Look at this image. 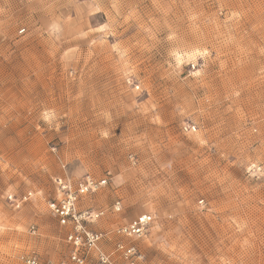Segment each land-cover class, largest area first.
<instances>
[{
	"label": "rangeland",
	"instance_id": "374dc122",
	"mask_svg": "<svg viewBox=\"0 0 264 264\" xmlns=\"http://www.w3.org/2000/svg\"><path fill=\"white\" fill-rule=\"evenodd\" d=\"M87 178L119 264H264V0H0V264H74Z\"/></svg>",
	"mask_w": 264,
	"mask_h": 264
},
{
	"label": "built area",
	"instance_id": "2783aa9c",
	"mask_svg": "<svg viewBox=\"0 0 264 264\" xmlns=\"http://www.w3.org/2000/svg\"><path fill=\"white\" fill-rule=\"evenodd\" d=\"M60 186L61 198L50 203L52 213L58 217L61 224L64 226H71V231L67 235V241L74 247L72 254V261L74 264H84L85 256L91 251H96L98 261L100 264H119L111 254L105 252L101 245L104 241L102 233L88 229L87 224L97 219L101 213L92 211H78L77 202L80 196L87 194L90 191H95L97 187L105 185L107 179L94 181L92 178L80 182L74 188L71 184L64 182L62 179L58 180ZM32 196V193H27L21 198H16L14 195H8V200L11 205L20 209L26 201ZM119 204L116 205V210H119ZM151 221V217L147 215L140 216L129 226L120 228L119 234L127 236L142 237ZM116 251L122 256L124 262L122 264H137L139 255L134 246H127L123 243L116 245ZM25 264H43L35 256H24L22 258ZM53 264V263H50Z\"/></svg>",
	"mask_w": 264,
	"mask_h": 264
}]
</instances>
